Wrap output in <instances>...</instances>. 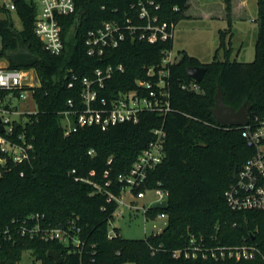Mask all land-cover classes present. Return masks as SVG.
<instances>
[{"label": "trees", "instance_id": "obj_1", "mask_svg": "<svg viewBox=\"0 0 264 264\" xmlns=\"http://www.w3.org/2000/svg\"><path fill=\"white\" fill-rule=\"evenodd\" d=\"M137 1L74 0L75 12L57 17L64 42L58 55L46 51L34 33L37 6L33 0L15 2L21 30L14 28L9 16L0 18V57L17 49L19 33L28 50L38 57L27 67L35 70L40 81L32 92L36 114L29 115L24 124L14 125V134H24L32 146L29 157L20 163L6 157L0 165V264L20 263L24 255L40 264H264V210L233 211L224 198L233 171L252 149L246 145L241 128L216 123L210 112L220 85L227 105L237 109L248 101L250 120L264 118V0H257L252 61L222 60L215 55L203 63L183 52L167 66L171 109L164 117L141 112L136 123L121 122L106 129L83 126L65 132L66 102L73 98L77 103L81 88L79 82L74 88L67 87L71 74L91 78L95 68L121 64L123 71L114 72L105 81L101 96L135 89L137 80H155L146 70L160 68L163 55L172 49L173 38L149 43L127 37L100 57L86 51L87 32L103 22L124 25L127 18L141 22L132 6ZM152 1L159 5L155 13L160 20L174 26L188 6V0ZM226 2L229 10V0ZM0 11L10 10L0 7ZM229 45L222 32L217 52L224 49L228 53ZM195 65L204 67L197 81L199 91L182 87L192 81L185 68ZM8 67L23 66L8 61ZM6 93L0 90V99ZM162 123L166 132L164 160L138 190L160 187L167 192L166 209L150 206L148 212H165L167 225L160 233L140 239L122 237L115 228L116 235L109 238V223L118 207L110 195H120L123 187L118 176L128 173L153 140L152 129ZM37 224L40 229L62 226L72 233L77 230L78 249L21 233ZM190 237L202 239L207 247L250 245L256 255L248 260L174 257L172 251L186 246ZM49 250L58 255L57 263L47 255Z\"/></svg>", "mask_w": 264, "mask_h": 264}, {"label": "built area", "instance_id": "obj_2", "mask_svg": "<svg viewBox=\"0 0 264 264\" xmlns=\"http://www.w3.org/2000/svg\"><path fill=\"white\" fill-rule=\"evenodd\" d=\"M33 1L37 6L34 33L46 51L58 55L64 50V42L57 17L74 13V0ZM132 6L136 7L137 16L141 22L136 23L131 18H127L124 25L108 21L89 30L85 38L88 55L100 57L106 49L117 47L127 37L145 40L149 43L173 38L175 26L172 22L160 20L155 13L159 9L158 4L152 0L146 2L138 0ZM9 9L15 10V2L12 1L9 4ZM171 50H167L163 55L158 70L154 67L147 68V75L155 77V80H137V88L119 91L108 96H101L99 91L104 88L105 81L110 79L114 72L123 71L121 64L116 66L108 64L105 67L95 68L91 78L87 76L79 78L75 73L71 74L67 87L74 88L75 82H79L81 88L77 103L73 98H69L66 102L67 109L64 111L66 134L83 126L97 125L101 129H106L121 122L136 123L141 112H153L164 117L171 109L165 79L168 74L167 66L176 61ZM36 78L40 85L39 78L32 67L9 68L0 65V90L7 91L6 96L0 99V124L4 128L0 132V165L5 163L6 157H10L16 163L23 162L29 157L28 150L32 146L26 142L24 134H14V125L15 123L24 124L29 120V115L36 114V109L19 111L10 105V100L15 95L24 98L21 93L26 90L32 93L33 88L37 87ZM182 87L199 91L197 82L194 80L189 84H183ZM15 90H19L20 93L15 94ZM12 114L19 117L12 118ZM236 127L241 128V135L246 145L252 149V154L235 170L233 181L225 189L226 204L233 211L264 210V118L255 117L253 120L249 119L247 124ZM152 134L153 140L139 153L128 173L118 176L119 181L123 183L122 191L118 196L110 195V198L117 201L118 206L128 204L124 197L126 191L136 194L137 198H144L145 190L138 189L146 183L150 171L164 160L166 141L164 123L154 127ZM92 153L93 151L89 150V154ZM152 190L158 196L154 202L167 200L165 190L160 187H154ZM128 205L134 207L131 202ZM150 206L152 205L144 208L146 221L167 217L165 212L150 215L148 213ZM160 232L154 231L149 235H156ZM21 233H27L30 237L37 235L46 240H58L75 249H78L80 245L77 230L72 233L62 226L40 229L37 224L28 230L23 228ZM114 235H116L115 228L109 229L108 237L112 238ZM172 255L191 259L200 257L214 260H248L255 257L256 249L246 244L207 247L202 239L197 240L195 237H190L186 246L174 249Z\"/></svg>", "mask_w": 264, "mask_h": 264}, {"label": "rangeland", "instance_id": "obj_3", "mask_svg": "<svg viewBox=\"0 0 264 264\" xmlns=\"http://www.w3.org/2000/svg\"><path fill=\"white\" fill-rule=\"evenodd\" d=\"M12 0H0L2 9L10 10ZM226 0H188V6L176 24L173 31V45L171 54L175 60L183 52L196 57L200 62H210L215 55L219 59L249 62L254 59L257 38V0H229L227 10ZM9 16L16 30H21L22 21L14 10L0 11V18ZM225 32L226 43H230V51L217 49L220 35ZM7 61L0 57V65ZM22 97L13 96L10 105L19 111L34 110L36 104L30 91H23ZM12 118L19 117L16 114ZM26 117V116H25ZM126 203L120 204L109 229L117 228V232L125 238L140 239L154 231H162L167 225V217L146 221L144 208L152 205L158 196L152 189L145 190L144 198H137L136 194L126 191ZM20 264H40V261L24 255ZM123 264H132L127 261Z\"/></svg>", "mask_w": 264, "mask_h": 264}, {"label": "water", "instance_id": "obj_4", "mask_svg": "<svg viewBox=\"0 0 264 264\" xmlns=\"http://www.w3.org/2000/svg\"><path fill=\"white\" fill-rule=\"evenodd\" d=\"M17 2L18 0H12ZM18 47L16 50H11L7 52L6 58L8 61H12L20 66H32L37 60L38 57L31 53L26 47L23 39L16 33ZM186 74L194 81H199L204 73V67L200 65L187 66L185 68ZM38 80L36 78V86H38ZM215 103L210 112L216 121L220 125H231V126H240L245 125L249 122L250 119V110L251 104L248 101H244L240 107L234 109L232 106L227 105L223 99V90L220 85H217V91L214 95ZM4 130L3 126L0 124V132ZM235 171H233V175ZM152 207L155 209H166L167 200L156 201L152 204ZM47 255L54 259L57 263L59 261L58 255L53 251L49 250Z\"/></svg>", "mask_w": 264, "mask_h": 264}, {"label": "crops", "instance_id": "obj_5", "mask_svg": "<svg viewBox=\"0 0 264 264\" xmlns=\"http://www.w3.org/2000/svg\"><path fill=\"white\" fill-rule=\"evenodd\" d=\"M1 66H8V60H7V61H5V63H4V64H1Z\"/></svg>", "mask_w": 264, "mask_h": 264}]
</instances>
